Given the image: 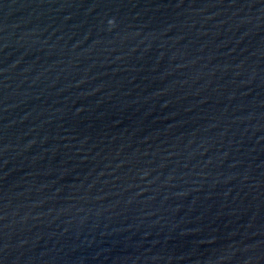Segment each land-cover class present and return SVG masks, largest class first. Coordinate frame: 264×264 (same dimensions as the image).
Listing matches in <instances>:
<instances>
[{
	"label": "water",
	"instance_id": "95a60500",
	"mask_svg": "<svg viewBox=\"0 0 264 264\" xmlns=\"http://www.w3.org/2000/svg\"><path fill=\"white\" fill-rule=\"evenodd\" d=\"M0 264H264V0H0Z\"/></svg>",
	"mask_w": 264,
	"mask_h": 264
}]
</instances>
